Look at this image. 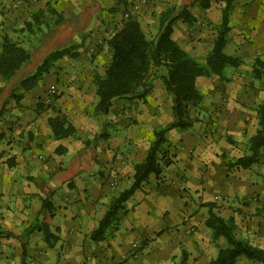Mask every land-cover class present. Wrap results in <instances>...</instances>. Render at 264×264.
I'll return each instance as SVG.
<instances>
[{"label": "crops", "instance_id": "obj_1", "mask_svg": "<svg viewBox=\"0 0 264 264\" xmlns=\"http://www.w3.org/2000/svg\"><path fill=\"white\" fill-rule=\"evenodd\" d=\"M18 1L0 0V44L4 36L24 45L32 36L38 39L30 48V59L0 92V151H5L0 160V229L11 233L0 238V264H20L24 248L26 264H167L180 241L190 253L206 240L204 234L211 236L204 224L206 202L215 203L220 215L234 216L238 230L252 244L264 247V167H254L262 159L246 169L226 166L247 153L257 129L256 107L264 94V78H243L241 67L249 62L252 71L256 57L264 60V0L233 2L224 51L234 41L243 58L240 72L231 80L197 78L206 108L199 109L200 120L189 129L167 131L163 150L173 162L159 176L152 174L127 201L120 219L126 232L118 231L119 226L98 241L91 239V233L116 195L113 183L131 184L134 164L145 157L154 128L173 120L172 99L162 79L153 77L143 98H118L121 111L113 130L101 131L113 124L108 117H115L116 101L107 114H95L98 96L93 77L103 75L110 62L107 39L122 23L120 4L115 0H21L15 5ZM135 1L127 0L128 9ZM176 1L182 5L196 0ZM218 1H210L206 14L211 24L196 33L193 41L181 26L184 20L173 24L172 37L193 56L203 48L208 54L213 45L225 5ZM48 2L63 12L65 22L44 35L23 31L32 12ZM155 4L156 0L150 1L133 13L139 21L146 20ZM100 38L104 42L97 46ZM71 45L75 55L59 59L45 81L30 91L19 86L47 53ZM153 84L162 88L156 90ZM53 86L58 93L47 103L45 95ZM58 112L76 127L74 136L53 137L48 119ZM40 150L49 154L42 155ZM12 156L14 163L9 165L7 159ZM159 198L176 206L175 216L157 205L145 207ZM192 225H197L193 232L185 230ZM138 231L147 234L134 238ZM134 244L140 245L136 255L131 251ZM247 260L257 262L240 257L234 264Z\"/></svg>", "mask_w": 264, "mask_h": 264}, {"label": "trees", "instance_id": "obj_2", "mask_svg": "<svg viewBox=\"0 0 264 264\" xmlns=\"http://www.w3.org/2000/svg\"><path fill=\"white\" fill-rule=\"evenodd\" d=\"M127 5V0H115ZM208 8L211 0H196ZM222 8L221 22L217 25V34L206 58L201 60L185 50L173 37V24L181 19L193 23L196 14L190 10L191 4L169 5L159 15L156 35L149 37L137 17L128 13L120 27L107 39L111 51V59L103 75L95 74L93 82L98 101L95 114H107L118 98H143L149 92L148 87L153 77L162 79L167 94L172 99L173 120L165 126L153 130L151 141L145 157L136 162L133 176L128 188L119 191L108 203L103 217L91 233V239L98 241L106 237L111 230H117L120 212L127 201L148 182L152 174L159 176L173 160L163 146L167 143L166 133L172 128L186 130L194 126L199 119L198 111L204 102V95L197 86L200 76H222L226 67H237L242 59L224 51L230 31V15L235 0H220ZM65 22L63 12L58 11L50 2L46 7L32 12L25 22L23 31L30 34L49 33L53 28ZM73 46L57 48L47 53L35 71L24 77L19 86L30 91L50 73L55 63L66 56L75 55ZM31 51L20 41L4 36L0 44V92L3 84L13 79L24 64L30 59ZM251 77L255 80L264 78V60L256 57ZM257 129L250 137L247 153L234 161L226 163L229 170L234 167L249 168L260 162L264 156V94L256 107ZM48 123L55 139H64L76 134V127L66 115L58 112L49 117ZM3 135L0 134V138ZM5 151H0V160ZM14 163V156L7 159ZM209 207L205 226L210 229L211 237L218 246L216 256L206 264H234L240 257L264 264V247L251 243L246 234L238 233V224L234 216L224 217L215 210V203L206 202ZM44 207V206H43ZM11 233L0 229V238ZM223 239L224 244L218 245ZM189 252L182 249L176 264H189ZM26 264V250L23 249L22 261Z\"/></svg>", "mask_w": 264, "mask_h": 264}, {"label": "rangeland", "instance_id": "obj_3", "mask_svg": "<svg viewBox=\"0 0 264 264\" xmlns=\"http://www.w3.org/2000/svg\"><path fill=\"white\" fill-rule=\"evenodd\" d=\"M150 1H153V0H136L134 3L131 4L130 9H128L127 5L125 6L124 4H120L118 10L120 11V14L122 16L121 22H123L124 18H126V13L134 14L133 11H138V10L144 8L146 5H148V3ZM176 2H177L176 0H156V4L154 6V10L150 13L149 18H146V20L145 19H141V21H140L141 26L143 27V29L145 30L146 34L149 37H154L156 35L157 29H158L160 12L164 8H166L167 6L176 4ZM211 2H216V3L219 4V1L218 0L217 1L216 0H211ZM189 7H190V10L191 11H194V13L196 14V20L193 23H189V22L183 21V22H181V26L184 29L185 33H187V35L192 39L191 41H193L199 35V34H196V33L200 32L201 29L210 26L211 23L209 21L211 20V17L206 14L207 8H204L199 3V1H193L192 2V5H190ZM134 15L137 17L136 14H134ZM37 39H38L37 36H32V38L30 39V41H29V39L26 40L25 46H27L29 49L30 48H34L36 46ZM99 41H100L99 43H97L95 41V44L97 46L101 45L104 42L103 38H100ZM191 52L192 53H195L192 49H191ZM225 52L227 54L239 56L240 58H242L241 52L239 51V49L237 48V46H235L234 41H231L230 42V46L228 47L227 50H225ZM90 55H93V53H91ZM195 56L197 58L201 59V60H204L206 58V56H207V54H206V48H203L202 51H200L199 53L196 52ZM242 62H243V58H242ZM239 66H237V67H230V66H228V67L225 68L224 73H223L222 76L213 75L211 77V80L212 81L214 79L231 80L233 78V76L237 72H240V70H238V67ZM248 67H249V62H247L246 68L245 67H241L242 68V73L244 74L243 75V78H246V79H249L251 77V71L248 69ZM45 77L42 79L43 81H45ZM58 82L60 83L59 84L60 86H63L60 81H58ZM151 83H153V81H151ZM250 84H251V82H250ZM152 87H154V89L158 90V89H161L162 88V85L161 84H153ZM256 94L258 96H261V90L256 91ZM115 101H116V104H115V108L113 109V113H114L113 115L115 117L114 118H109L108 117V123H111L112 122L113 124L106 125V126L101 127V131H112L113 128H114V126H115L114 125V123H115L114 122V119L117 118L116 115L118 114V112L121 111V108L118 109V107H121L120 106L121 105L120 99H116ZM204 104H205V101L201 105L200 109H205L206 110ZM211 106H214V102H211ZM116 125H118V124L116 123ZM40 153L42 155H45V154L48 155L49 154V152L46 151V150H40ZM260 164H256V165H254V167L255 168L264 167V156H263L262 161H261ZM117 184L115 185V193L116 194L119 191H121V190H123L125 188H128L130 186V185H127L126 183H124V184H122L120 186H117ZM192 195L195 196V192H192ZM161 200L162 199L157 200L155 203H152V204H146L145 203V207L146 206H152V205H155L156 206L157 205L158 208H162L161 210L167 209V210H169V212H171V215L175 216V214H176V206L175 205L166 204L164 201H161ZM127 205L129 206V204H127ZM199 206L201 207V205H199ZM143 207L144 206H142L141 208H138V211H140ZM198 211H199V209L198 210H195V213L194 214L195 215L198 214L197 213ZM123 213H124V211H121L120 212V215H119L118 228L120 226V229L118 231H120L122 233H125L127 229L125 228L124 225H121L120 224V219H121V216H122ZM181 225H182V223H181ZM192 227H196L197 228V225H192V226L186 228L185 230H191L193 232ZM202 228H204L203 225H202ZM204 231H207V230L205 229ZM131 232L132 231H130V233ZM238 233L239 234H243V231L238 230ZM146 234L147 233L144 234V232H142V231H138L137 233L136 232L133 233L134 238H137V239L144 238L143 236H145ZM204 237H205L206 240L202 239L200 243L198 242V248L195 251H191L189 253V260H188L189 264H206L210 260V258H212L213 256L216 255L217 249H218V246H217L216 242L213 241V239H212L211 236L207 238V235L204 234ZM224 243H225L224 240L221 239L219 241V244L218 245H223ZM178 245L179 246L176 249V253H174L173 255H171V257L169 258L167 264H176L179 261V259H180V255H181L182 249H186L187 250L185 244H183L182 241H180V243ZM244 264H260V263H258V262H252V263H250L247 260V261H245Z\"/></svg>", "mask_w": 264, "mask_h": 264}, {"label": "built area", "instance_id": "obj_4", "mask_svg": "<svg viewBox=\"0 0 264 264\" xmlns=\"http://www.w3.org/2000/svg\"><path fill=\"white\" fill-rule=\"evenodd\" d=\"M21 3V0H19L18 1V3H15V5L16 4H20ZM128 15V13H126V16ZM96 42L97 43H99L100 41H99V39L98 40H96ZM57 93H58V90H57V88L56 87H50L48 90H47V93H46V95H45V98H44V101L45 102H47V103H50V101H52V99L57 95ZM116 185L117 183H113V185ZM139 249H140V245L139 244H134L133 246H132V248H131V251H132V253L133 254H138V252H139Z\"/></svg>", "mask_w": 264, "mask_h": 264}]
</instances>
